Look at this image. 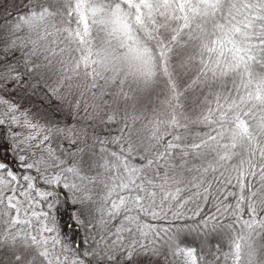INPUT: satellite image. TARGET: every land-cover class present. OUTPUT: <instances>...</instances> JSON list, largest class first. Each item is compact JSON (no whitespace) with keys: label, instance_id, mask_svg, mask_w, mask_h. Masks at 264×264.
Returning a JSON list of instances; mask_svg holds the SVG:
<instances>
[{"label":"snow or ice","instance_id":"obj_1","mask_svg":"<svg viewBox=\"0 0 264 264\" xmlns=\"http://www.w3.org/2000/svg\"><path fill=\"white\" fill-rule=\"evenodd\" d=\"M0 264H264V0H0Z\"/></svg>","mask_w":264,"mask_h":264}]
</instances>
